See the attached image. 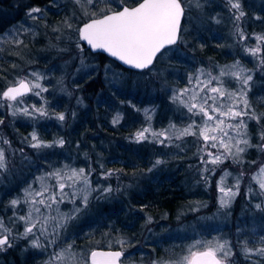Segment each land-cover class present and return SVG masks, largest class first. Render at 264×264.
Listing matches in <instances>:
<instances>
[{"label": "trees", "instance_id": "16d2710c", "mask_svg": "<svg viewBox=\"0 0 264 264\" xmlns=\"http://www.w3.org/2000/svg\"><path fill=\"white\" fill-rule=\"evenodd\" d=\"M25 5L46 9L44 20L48 27L41 21L28 19ZM242 7L246 13L242 23L245 31L264 33V0H242ZM74 10L77 12L72 18L75 28L86 17L71 0H0V33L28 26L39 30L34 38L30 32L22 36L27 48L4 45L5 51L0 52V89L7 81L34 70L47 73L48 79L43 83L49 87V92L44 93L48 98V110L66 115L63 122L56 120L54 115L32 121L22 116L14 118L8 115L6 108L0 109V116L5 119V124L0 125V136L12 142L13 150L23 148L33 162L23 160L19 152L12 157V174L0 179V216L6 220L11 217L9 201L22 193L27 182L38 174V168L45 167L43 155L53 164L84 167L90 163L95 169L91 177L94 184L99 180L100 164L105 170H120L108 180H99L119 190L99 201L92 200L87 213L71 222L67 232L62 234V240L74 241L75 250L85 255L94 248L108 250L110 237H123L134 244L126 249V255L135 254L131 263L151 264L153 259L183 255L193 239L219 237L235 241L238 227L251 235L264 232L260 226L264 212L254 209L258 201L250 203L245 197L246 184L258 163L264 160V153L250 148L244 154L242 166L231 161L220 166L233 174L241 170L246 174L240 194L229 208L221 209L216 190L221 173L218 171L212 177L211 187L197 183L199 161L193 137L185 138L183 151L129 139L145 124L143 112L136 109H154L152 124L156 129L167 127L170 121L178 126L182 124L184 110L170 102V90L183 87L186 74L195 68L207 67L213 62L230 65L236 59L247 68H254L252 57L246 56L237 43L224 0H205L202 8L193 6L186 11L181 27L182 43L177 46L176 54L170 52L151 69L139 73L124 70L103 55L90 54L87 48L83 54L84 64L90 66H81L75 32L65 29L64 36L57 40L58 34L51 31L53 26H61ZM46 36L56 47L47 49ZM246 43L254 44L255 41ZM17 52L20 54H15ZM89 72L93 74L89 76ZM61 79L66 91L58 84ZM248 98L257 113L264 112V72H253ZM26 99L39 103L32 100V96ZM118 112L123 118L114 126L112 119ZM261 123L264 124V120ZM248 127L252 143H259L260 126L251 120ZM34 128L46 141L64 138V148L46 149L38 155L22 142ZM157 158L165 162L149 172ZM253 160L258 163L251 164ZM232 182L229 177L227 183ZM203 204L207 206H201L198 212L191 210ZM62 207L67 210L66 206ZM149 216L152 223L147 222ZM118 248L119 245L113 243L112 250ZM58 250L55 245L47 250L36 249L27 241L18 240L12 248L0 251V264H45L49 255ZM238 264H246V261L241 257Z\"/></svg>", "mask_w": 264, "mask_h": 264}, {"label": "snow or ice", "instance_id": "6c2138e0", "mask_svg": "<svg viewBox=\"0 0 264 264\" xmlns=\"http://www.w3.org/2000/svg\"><path fill=\"white\" fill-rule=\"evenodd\" d=\"M204 2L205 0H71L86 19L74 28L72 17L66 16L60 27H52L51 30L58 34L57 40L62 38L65 29L75 32L76 48L81 54L78 58L83 67L90 66L84 64L83 54L87 48L90 54L106 53L124 65L143 70L150 68L170 52L176 54L177 46L182 43L181 23L185 12L190 11L193 6L202 8ZM224 3L230 13L229 19L233 23L237 43L246 56L252 57L254 68H247L239 59L230 65L213 62L207 67L195 68L186 74V84L183 87L170 90V102L184 110L182 114L185 119L182 124L178 126L170 121L167 127L156 129L152 124L155 110L136 109L143 112L145 124L129 137L135 143L147 141L163 148H179L181 151L187 142L185 138L193 137L192 144L199 161L196 165L200 177L197 183L203 182L205 188L211 187L212 177L218 171L221 173L216 182L221 209L229 208L240 194L246 174L243 170L233 174L220 166L226 161L242 166L245 163L244 154L250 148L264 153V124L261 123L264 112L257 113L248 98L253 72H264V33L249 34L242 27L246 16L242 0H224ZM25 9L28 19L41 21L44 27H48L44 20V9L28 5H25ZM76 15L74 10L73 16ZM216 22L220 21L217 19ZM26 32H30L33 38L39 35L38 28L33 30L31 26L0 33V52L5 51V44L16 49L21 45L27 48L28 44L22 39ZM253 40L254 44L246 43ZM51 46L56 47L55 44ZM203 47L201 44V48ZM9 54H12L11 51ZM76 71L79 72L80 69ZM92 74L88 73L89 76ZM47 79V73L34 70L7 81L0 89V109L6 108L8 115L14 118L22 116L39 121L41 118H53L54 115L56 120L65 121L64 112L53 114L48 110V98L44 93L49 92V87L43 83ZM58 84L62 91H66L63 79ZM30 96L36 97L39 103L29 102L26 97ZM122 118L118 112L113 117L112 124H119ZM251 120L260 126L257 144L252 143L249 133L248 122ZM4 124L5 119L0 116V125ZM22 142L36 150L38 155L46 149L64 148L66 144L64 138L52 141L42 139L35 128ZM16 152L20 153L23 160L33 163L24 154L23 148L13 150L12 142L0 136V179L12 174V157ZM41 158L45 167L38 168V174L27 182L22 193L9 201L11 217L6 220L0 216V251L12 248L18 240H25L36 249L47 250L53 245L59 248L49 255L45 264H126L135 255H126V249L134 244L123 237H110L108 250L94 248L86 255L75 250L74 241L62 240V234L67 232L69 224L87 213L92 200L99 201L119 190H114L110 184H101L99 180H108L120 170H105L104 165L100 164L99 180L94 184L91 177L95 169L90 163L84 167H76L70 163L53 164L43 155ZM164 162L160 158L155 159L148 171L151 172ZM250 163L258 162L253 160ZM229 177H232L231 184L227 183ZM246 189V199L250 203L252 200L258 201L253 205L254 209L264 212V160L251 173ZM62 206H66L67 210ZM201 206L207 205L193 206L191 210L198 212ZM147 222L152 223L151 216ZM260 226L264 228V220ZM113 243L119 245L117 250H112ZM241 257L246 264H264V232L251 235L238 227L235 241L219 237L210 240L193 239L183 255L153 259L151 264H238Z\"/></svg>", "mask_w": 264, "mask_h": 264}, {"label": "water", "instance_id": "95a60500", "mask_svg": "<svg viewBox=\"0 0 264 264\" xmlns=\"http://www.w3.org/2000/svg\"><path fill=\"white\" fill-rule=\"evenodd\" d=\"M183 20H184V19H183ZM183 20H182V23H181V27H182V24H183ZM93 54H100V55H103V56H105L108 60H110L111 62H113V63H115L116 65H118L120 68H122V69H124V70H127V71L136 72V73L144 72V71H146V70H149V69H151V68L153 67V65L155 64V62H154V64H153L152 66H150V68H146V69L140 70V69H135V68H131V67L127 66V65H124L122 62H120V61H118V60H116V59L110 57V56H109L108 54H106V53H93ZM98 250H100V249H98Z\"/></svg>", "mask_w": 264, "mask_h": 264}, {"label": "rangeland", "instance_id": "374dc122", "mask_svg": "<svg viewBox=\"0 0 264 264\" xmlns=\"http://www.w3.org/2000/svg\"><path fill=\"white\" fill-rule=\"evenodd\" d=\"M45 10V12H46V9H44ZM72 12V11H71ZM45 17V16H44ZM70 17H72L73 18V13H71L70 14ZM75 17V16H74ZM53 27H60V26H53ZM52 29V28H51ZM52 31V30H51ZM52 33H55V32H53L52 31ZM63 36H64V34H63ZM53 41L48 37V36H46V47H47V49H52L53 47L51 46L53 43H52ZM44 49V48H43ZM43 49H40V50H43ZM77 54H79L78 52H77ZM32 100H37V98L36 97H33L32 96ZM140 257H141V254H140ZM122 260H123V257H122ZM126 264H133V263H131V258H130V260L129 261H127L126 262Z\"/></svg>", "mask_w": 264, "mask_h": 264}]
</instances>
